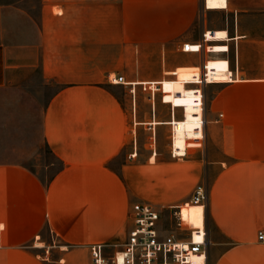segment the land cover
Segmentation results:
<instances>
[{"label":"crops","instance_id":"obj_1","mask_svg":"<svg viewBox=\"0 0 264 264\" xmlns=\"http://www.w3.org/2000/svg\"><path fill=\"white\" fill-rule=\"evenodd\" d=\"M40 1L39 22L26 43L19 38L9 43L0 34V86L17 83L22 64L39 66L44 81L57 84L43 108L41 129L60 166L44 182L28 166L0 162V264H91L89 244L104 240H91L87 227L117 225L127 200L160 206L180 201L177 184L184 176L207 181L208 240L219 233L231 243L215 264H264L259 239L264 233V35L253 34L256 25L244 24L264 12V0H227V8L219 10L208 9L205 0ZM223 10L235 16L231 26L229 16L226 23L210 17ZM218 27L228 37L208 41L226 42L227 50H181L183 43L198 42ZM11 50H27L26 62L19 53L11 58ZM134 50L140 51L136 74ZM211 58L229 59L239 79L205 86L202 143L187 138L186 149H197L186 174L164 170L158 164L168 161L139 149L137 130L152 133L172 116L184 120L186 104L197 107L194 96L173 95L175 77H165ZM124 73L137 85L169 84L174 111L171 103L152 106L147 98L139 106L129 83L109 82L111 74L126 79ZM127 159L135 164L127 165ZM46 228L66 243L52 259L40 254L42 243L34 244Z\"/></svg>","mask_w":264,"mask_h":264},{"label":"rangeland","instance_id":"obj_2","mask_svg":"<svg viewBox=\"0 0 264 264\" xmlns=\"http://www.w3.org/2000/svg\"><path fill=\"white\" fill-rule=\"evenodd\" d=\"M40 8V0H0V34L3 35L4 40L11 43L19 38L26 43L27 36L33 33L35 24L37 25L39 22ZM55 10L58 11L59 8H55ZM228 16L231 26L232 20L233 23H235V16L233 18L231 12L228 13L223 10L211 14L210 17L214 21H224L226 23ZM245 19H247L244 23L245 25H256L258 27L257 31H254V35L256 32L257 34L259 32L261 35H264V12ZM217 29L221 28L218 27ZM208 47L213 52L227 50L226 42L218 43L209 41ZM139 52V50H134V60ZM15 53L21 54L22 63L26 62L23 60L27 57V50H14L11 53V58L12 56H15ZM176 53L178 55H184L182 52ZM218 59L228 61L225 58H211L208 60V65L212 60ZM151 63L152 62L150 61V64ZM232 66L235 68L234 62L232 63ZM138 69L139 66L136 64L135 60L133 73L136 74ZM146 69L152 70L153 67L148 65ZM17 70L19 71L17 83L12 84L9 81V84L6 83L5 85L0 86V162L15 161L21 163L41 175V179L44 182H48L52 178L51 175L56 173L60 165L59 161L44 140L41 129L43 117L42 111L49 96L56 90L57 84L53 81L45 82L39 66L29 69L27 64H22ZM124 75L127 80V75L125 73ZM174 77L175 75L170 74V77L165 78L170 79ZM158 83L161 85V92H157L155 99L156 105L164 107L162 102V91L164 92V102L170 105V103H173L170 98V85L162 84L160 82ZM139 84L136 89L137 103L141 106L146 103V100L144 99H148V95L142 91ZM204 88L206 87L204 86ZM123 92L124 89L121 90V94H123ZM147 101L149 102L150 100L148 99ZM149 103L152 105L151 101ZM185 103H188V101L184 102L183 105ZM182 116L184 117V115ZM183 117L179 118L183 119ZM179 118L177 120H181ZM132 133L135 136L136 131L133 129ZM137 135L138 147L140 150H150L151 154L153 152V155L157 152L160 161L169 162L163 166L158 164V167H164V170L170 169L180 173H187L189 167L188 160L192 158L194 150L197 148H188L187 155L183 157L173 154L174 144L172 141V128L170 124L160 125V127L155 131H152V133L140 129L137 130ZM150 135L151 137H154L156 141L153 142L151 139L149 140ZM147 140L148 144L145 146L144 142H147ZM188 141L189 140H187V143ZM128 149H130L129 146H127V150ZM134 158L139 159V156H134ZM130 164L135 163L131 161L129 162L127 159V165ZM156 166L157 165H155V167ZM198 166H200V164L197 163L196 167ZM203 181L207 183V181L200 177L189 178L184 176L179 179L177 185L178 189L181 191L182 199L177 202L169 203L171 205H158L162 212V224L164 227L173 228L177 232H182L186 230L179 229L178 222H181V225L184 228H187V231L189 228L200 226L202 225V222H204L207 228V213L206 211L203 213L202 208L190 207L187 205H184L181 208L178 207V205H183L190 201L195 185L202 183ZM135 202L136 201L134 200H127V212L121 213L118 217L117 225H90L87 227V231L91 234V240H105L117 243L122 242L128 234V229L131 223L132 206ZM111 217H113V213H111ZM210 228L208 221L209 231H214V229L210 230ZM43 232L44 233L41 236L42 239L39 237L34 244L36 245L38 242L42 243L43 248L40 251V254L45 255L50 259L57 257L58 251L60 250L59 245H64L66 243L61 241L55 232L50 230V228H46ZM230 246L231 243L224 240L219 233H215L212 236L209 235L208 251L210 258L208 264H215L220 259L218 255L222 250H225Z\"/></svg>","mask_w":264,"mask_h":264},{"label":"built area","instance_id":"obj_3","mask_svg":"<svg viewBox=\"0 0 264 264\" xmlns=\"http://www.w3.org/2000/svg\"><path fill=\"white\" fill-rule=\"evenodd\" d=\"M205 31L202 39L198 42H185L181 50L183 52H213L208 47V38ZM228 49V47H227ZM227 59V58H226ZM228 60V69L230 81L238 80L239 77L235 70L230 67ZM199 74L193 75L194 99L197 106L201 107L200 121L195 130H202L204 126V86L212 83L216 79L211 78L208 67V60L204 61L200 66ZM237 71V70H236ZM173 71L171 74H175ZM110 83H129L131 91L134 94L137 83L135 81H127L121 74L109 75ZM142 91L147 93L148 99L155 106L157 92H161V85L158 81H142L139 84ZM190 87V86H189ZM162 91V101L164 95ZM178 95L182 93L178 92ZM172 111L175 105L171 103ZM196 115H199L197 113ZM175 116H172L169 124L172 128V141L174 139ZM202 137L195 138L202 143ZM154 142L156 139L151 137ZM135 154V153H134ZM132 154V156L134 155ZM173 154L174 149H173ZM209 200L208 187L205 182L197 184L194 188L191 199L179 208L189 203L202 205V212L205 213L206 205ZM179 229L186 231L177 232L173 228H166L162 224V212L158 205L152 203L135 202L131 211V223L128 234L122 242L112 241H95L89 244L91 253V264H208V234L204 222L202 225L184 228L181 222H178ZM259 239L264 240V233L259 232Z\"/></svg>","mask_w":264,"mask_h":264},{"label":"bare ground","instance_id":"obj_4","mask_svg":"<svg viewBox=\"0 0 264 264\" xmlns=\"http://www.w3.org/2000/svg\"><path fill=\"white\" fill-rule=\"evenodd\" d=\"M207 5L208 9H225L227 8V0H205V6ZM208 40L211 39H226L228 37L226 30H215L214 33L212 31L207 30L206 32ZM209 67V73L211 78L216 79L214 82L229 80V70L228 69V61L223 60H212ZM200 67H190V66H182L178 67L175 71V79L170 83L172 85L173 95H176L178 92L182 93L180 97L182 98H191L194 96L193 88L189 87L187 83L192 82L194 79L193 75L199 74ZM172 73V72H171ZM230 81V80H229ZM173 98V96H172ZM186 113L185 118L182 121H175L174 128V152L175 155H185L187 151V138L195 139L203 136L202 131H194L193 129L196 127L195 123L200 121V117H195L193 115V111H198L201 113V107L194 106L190 104H186ZM187 206L190 207H199L202 208V205L189 203Z\"/></svg>","mask_w":264,"mask_h":264}]
</instances>
